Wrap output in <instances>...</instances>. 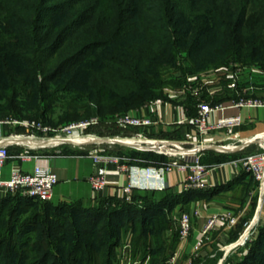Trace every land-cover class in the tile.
<instances>
[{"label":"trees","instance_id":"1","mask_svg":"<svg viewBox=\"0 0 264 264\" xmlns=\"http://www.w3.org/2000/svg\"><path fill=\"white\" fill-rule=\"evenodd\" d=\"M128 35L135 39L115 52ZM182 51L196 66L264 64V0H0V116L24 118L23 110L32 109L47 118L59 91L67 93L66 110L78 117L84 107L88 116V103H79L87 90L105 120L158 96L164 70ZM92 53L99 62L84 61ZM83 73L88 78L77 75ZM216 156L201 162L228 159ZM136 191L131 199L101 197L95 204L0 200V264H117L130 231L135 253L150 250V264H169L178 234H167L168 212L197 191ZM256 233L229 264H264V224Z\"/></svg>","mask_w":264,"mask_h":264},{"label":"crops","instance_id":"2","mask_svg":"<svg viewBox=\"0 0 264 264\" xmlns=\"http://www.w3.org/2000/svg\"><path fill=\"white\" fill-rule=\"evenodd\" d=\"M242 71L245 72L244 69L239 68V75L244 78ZM219 82L220 81L217 83L214 82L210 87L215 93H219L220 96V94L227 89H225V86L221 87ZM259 84L260 83L251 81L247 82L246 80H242L241 82V78L239 82H236L234 75L233 82L229 84L227 93L228 99L221 100L218 104H223L227 107L224 111L226 115L240 114L243 123L237 128L213 130L204 137L199 136L198 129L192 121L197 114L198 105L195 106L194 102L188 100L183 101L185 98L182 96L181 99L183 102H178L177 100L180 99V97H177L176 100L146 105V107L141 108L135 113L136 115L149 116L153 120L159 121V123L152 126L142 128L144 132L147 131L146 134L152 137L166 138L177 142L202 140L207 143L216 142L220 144L235 143L244 145L249 143L243 150L227 153L215 151L213 149H205L203 151L202 158L204 159L209 153L214 156L221 155L228 159L221 163H208L211 168L207 176L208 187L204 189H193L197 192L188 194L168 212L171 227L172 222H175L182 212L193 215V233L191 237L182 241L178 239L176 246L171 250V252L177 253L176 262L179 264H190V262L193 261L192 257L195 253L194 250L197 241L201 238L204 239L200 249L202 253H200V258L196 260L201 262L206 261L205 263L209 264L220 263L224 255L228 254L227 252L221 257L219 251L222 247L236 241L244 229L252 224L253 219L259 212L260 204L262 200H264V196L261 197L259 194L258 181L253 175L249 174L241 167L240 162L244 155L249 152L261 150L260 144H264V105L254 107L235 105L241 95H245L244 97L253 96L257 99H264V86L259 87ZM236 85H238L237 88H235ZM218 98H222V96ZM220 115V112H213L209 117L210 123L215 124ZM7 128L6 126L3 127L0 130V134H9L10 131ZM11 149L14 151L5 165V176H9L13 169L31 172L37 162L49 166L59 177V182L54 187L53 198L51 200L55 204L77 200L95 204L101 197H125L122 187L127 185L130 177L128 173L113 168L108 174L107 187L102 191H95L92 189L88 178L94 173L95 166L92 158L87 154L63 152L58 148L53 149L47 147L41 148L38 151L36 150V152L32 151L33 157L31 159H23L20 156L23 153L22 147H11ZM34 155L38 156V158ZM123 155L130 159L132 164L139 166L163 164L167 161L175 160L173 156L164 155L166 158L165 161L152 162L144 165L140 164L138 158H135L132 154L128 155L127 153ZM123 155L122 157H124ZM185 176L186 172L175 170L164 175L166 183L164 189H144L136 192H149L160 196H163L166 192L182 193L186 191L182 186ZM195 211L197 212L196 215H194ZM226 211H231L237 216V224L232 228L219 225V227L202 235L208 218L212 214ZM258 222L255 223L252 228H254ZM262 224H264V222ZM260 225L255 229L257 230ZM171 227L167 231L169 237L174 234L173 228ZM132 239V231L127 233L122 239L117 249V262L123 245L126 242H132ZM150 256L151 255L147 256L148 258H143L147 260L146 264H148Z\"/></svg>","mask_w":264,"mask_h":264},{"label":"built area","instance_id":"3","mask_svg":"<svg viewBox=\"0 0 264 264\" xmlns=\"http://www.w3.org/2000/svg\"><path fill=\"white\" fill-rule=\"evenodd\" d=\"M238 77L239 69H237L235 73V79ZM235 105L249 107L261 106L264 105V100L253 97H240ZM226 108L227 107L223 104L210 105L205 102L198 104L197 114L192 121L198 129L200 137L208 135L213 130L237 128L242 125V116L240 114L226 115L224 114ZM213 112H220L221 114L215 124H211L209 121V117ZM99 122L98 118H93L76 125L77 130H74L72 134L82 137L83 141L70 143H75L81 145L82 147L92 143L108 144V146H95L89 150V155L95 166V171L88 178V181L95 190H103L108 185V174L112 168L121 172H126L128 173L130 180L127 185L122 187V191L127 199H131L132 193L135 189H164L166 187L164 175L175 170L186 172L185 179L182 182L184 190L207 188V176L211 168L201 162L203 151L205 149H213L215 151L227 153L231 151L243 150L247 145H249V143L244 145L235 143H207L202 140L177 142L169 139H154L147 137L142 131H135L131 135L114 137H101L96 134L86 132V129H88L91 125L98 124ZM115 122L123 128H138L159 123V121L153 120L149 116L139 115L117 116ZM10 124L24 125L26 126L27 131L24 133H9L7 135L0 134V190L7 193L23 191L26 195L39 200H52L54 187L59 182V177L58 174L49 166L37 162L33 171L25 172L20 169H13L7 177L4 174V168L11 156V147H22L23 153L20 156L23 159H31L33 157L32 150L54 147L68 142L64 141L53 143V140L61 136H46L51 130H53L51 127L26 120L9 118L0 119V130ZM37 132L44 133L46 135L39 136L36 134ZM118 138L127 140V142L123 144L139 151H152L163 155L173 156L175 160H170L163 164L148 166L134 165L130 162V159L110 151L109 148H111L112 145L122 143L118 140ZM260 148L261 150L256 152L247 153L241 159L240 164L245 171L253 175L258 181L259 194L262 197L264 196L263 143L260 144ZM34 156L38 158V156ZM188 157H195V160H188ZM190 218L191 216L188 213L181 214L179 218V227L182 239L187 238L189 234L191 228ZM224 223L228 224L230 227L235 225L237 223V216L231 211L212 214L208 218L207 225L203 231L204 233H208L209 230H212L218 225ZM244 232L240 235L237 241L231 243L228 248L235 249L237 247H244L253 236L251 234L252 231H250L249 235L241 241ZM131 246L132 243L130 241L123 245L119 256L121 264H132L130 261ZM136 263L137 262H135V264Z\"/></svg>","mask_w":264,"mask_h":264},{"label":"rangeland","instance_id":"4","mask_svg":"<svg viewBox=\"0 0 264 264\" xmlns=\"http://www.w3.org/2000/svg\"><path fill=\"white\" fill-rule=\"evenodd\" d=\"M134 39H135V37L132 35H130V36L128 35L126 37L124 36L112 48L114 49L115 52L119 51V50H121L120 47H124L125 45L130 44ZM93 57H95L97 62L100 61L97 54H94V53L86 56L84 61L86 62ZM191 68H192V70H190ZM239 68L245 70V72L242 71L243 72L242 75L244 76V78L240 77V75H239V77L235 79L236 82H239L240 78H241V82H242V80H246L247 82L251 81V82L260 83L259 87L264 86V64H263V62L258 61L255 64H250V63L244 64L243 62H240V61H230L227 64H221V65L210 63L207 65L196 66L195 63H193V61L187 55V52L182 51V53L178 56L176 63L167 67L164 70V72H163L164 74H163V78H162L164 81V84L160 88H158L159 95L156 96L155 98L147 101L146 105H151V104H154L155 102H158V101L167 102V101H171L174 99L176 100L177 97H180V99L177 100L178 102L182 101V99H181L182 97H184L186 99V100L184 99L183 101H187V100L190 101L191 97H193L194 100L192 102H194L195 106H197L199 103H203V102L209 103L210 105H216V104H218L219 101L218 102H214V101L216 99H218V97L222 96V101L228 99L227 93H228L229 84L233 82L234 75H235L237 69H239ZM86 73L77 74V75L79 77H82V75H84V77L88 78V74H86ZM87 78H86V80H87ZM218 81H220L219 83H220L221 87L225 86L226 87L225 89H227V90H224V92H222L220 94V96H219V93H215L214 90H212L210 87L214 82L217 83ZM86 83L89 84L87 81H86ZM237 86L238 85H236L235 88H237ZM236 90H238V89H236ZM89 94H90V92L85 90V92L82 95L80 102H79L81 104L84 102L88 103L89 106L87 109L90 111V114L88 116L84 112L85 111L84 107H82L80 109V113H78L79 114L78 117L73 115V109L66 110L63 107V103H65L64 99L67 96V93L59 91L58 95L54 99L52 98L49 101V103L53 104V107H52L51 111H49L47 118H42V117L36 116L34 110L30 109L27 111L23 110V113L25 114L24 118H19V117L13 116L12 113H7V114L3 113V115L0 116V119L9 118V119L26 120V121L34 122L36 124H42L45 126H49L53 130H51L48 133V135H46L44 133H40V132H37L36 134L39 136L46 135L49 137L61 136L62 138L67 139L70 137H74V138L79 137L77 135L72 134L74 130H77L76 125L83 123L84 121H88L90 119H93V118H98L100 122L98 124L91 125L88 129H86L87 133L96 134L97 136H101V137H106V136L114 137V136L131 135L135 131H142L147 137H151L154 139H166V138L152 137V136L146 134L147 131L144 132V130H142V128H145L148 126L138 127V128H135V127L123 128V127H120L118 124H116L115 119L117 116L136 115L135 113H137L141 108L146 107V105H142V106L136 107V108L135 107L130 108L126 111L125 110L117 111L116 113L113 114V116H108L104 120L101 118L102 116L99 113V110H98L96 103L94 101H91ZM244 96L245 95H241L240 97H244ZM250 97H253V96H250ZM253 98H255V97H253ZM20 99H22V98L20 97ZM258 99H260V98H258ZM261 100H264V99H261ZM66 113H68L69 115L67 116ZM150 126H152V125H150ZM6 127H8L7 129H9V131H10L9 133H24L27 131V128L24 125L21 126V125L10 124L9 126H6ZM77 140L78 139H75L73 141H77ZM169 140H171V139H169ZM173 141H175V140H173ZM100 145L101 146H108V144H106V143H104V144L92 143V144L86 145L85 147H82L81 145L68 142V143H64V144L54 146L55 148L54 147H50V148H53V149L58 148V149H61L63 152L87 154L88 156H90L89 150L95 146H100ZM109 149L113 153L117 152V154L118 153H119V155L121 154V156L123 154H127V153H128V155H130L134 151L141 152L143 154L151 152V151H139V150H136L132 147H129L128 145H125L123 143H117L115 145H112V147ZM13 151L11 149L10 154H12ZM32 151L36 152V150H32ZM253 152H256V151H253ZM152 153H154V152H152ZM249 153H252V152H249ZM157 154L155 153V155H157ZM123 156L125 157V155H123ZM215 157H217V156L211 155L209 153L207 156V159L208 160L210 158L214 159ZM149 161H150V159H147V158H142V159L138 158V162L140 164H142L143 162L152 163ZM163 161H165V160H159V162H163ZM155 162H158V161H155ZM202 163L206 166H209L208 163H210V162L209 161H204V162L202 161ZM92 189L95 190L93 187H92ZM138 190H144V189H138ZM95 191H102V190H95ZM12 196L30 197V196L26 195L23 191H17L15 193H7V192L0 190V200L5 199V198H9ZM263 206H264V200H262V202L260 204L259 212L256 215V217L253 219L254 221H253L251 227L247 228L248 234L250 233V231H252L251 234L253 236L255 234V238H256V234H257L256 233L257 230L255 228L264 222ZM183 213H187V212H182L181 214H183ZM181 214L175 220V222L174 221L172 222L171 228H173L174 234L175 233L178 234V239L182 241V240L189 239L193 233V215L188 213L191 216V218H190L191 228H190V231H189L187 238L182 239L181 234H180V227H179V223H180L179 218H180ZM196 214H197V212L195 211L194 215H196ZM257 222H258V224H256L254 226V228H252L253 225ZM206 225H207V223H206ZM222 225L225 227L226 226L230 227L228 224H225V223L220 224V226H222ZM235 225H233V226H235ZM233 226H231L230 228H232ZM217 227H219V225ZM217 227H215V228H217ZM250 229H252V230H250ZM210 231L211 230H209L208 232H210ZM203 234L205 235L207 233H204V231H202V235ZM203 240L204 239L201 238L200 240L197 241V245H196L195 250H194L195 253L192 257L193 261H191L190 264H209V263H205L206 261L205 262L204 261H202V262L197 261L200 258V253H202L200 249H201V246L203 244L202 243ZM234 242L235 241H233L231 243H234ZM231 243H228L227 245L223 246L222 249L219 251L221 254V257L227 252H228V254H225L224 257L222 258L223 260L220 263L218 262L216 264H229V259L233 255L238 256V257H242V255L244 254V250H243L244 248L243 247H237L235 249H230L228 247L230 246ZM119 254H121V250H120ZM149 255L152 256V254L150 253V250H148V251L146 250V251L142 252L141 254L135 253L133 251V245L131 246L130 261L132 264H135V262H137L136 264H138V263L139 264H146L147 260L143 259V258H146ZM176 258H177V253L176 252L174 253L173 251L171 252V250H170L169 258H168L169 264H179L176 262ZM117 264H121L120 259L118 260ZM125 264H128V263H125ZM148 264H150V258L148 259Z\"/></svg>","mask_w":264,"mask_h":264},{"label":"bare ground","instance_id":"5","mask_svg":"<svg viewBox=\"0 0 264 264\" xmlns=\"http://www.w3.org/2000/svg\"><path fill=\"white\" fill-rule=\"evenodd\" d=\"M92 138V137H91ZM75 139H78L77 141H73V140H75ZM83 138L82 137H70V138H67V139H65V138H62V137H58V138H56L55 140H53L52 142L53 143H59V142H64V141H66V142H81V141H83L82 140ZM92 139H94V138H92ZM118 140L120 141V142H122V143H125V142H127V140H124V139H122V138H118ZM254 221V220H253ZM253 223V222H252ZM251 225L252 224H250V226H248V228L249 227H251ZM249 234H248V229L247 230H245V232H244V234H243V237H242V239H241V241H243L247 236H248Z\"/></svg>","mask_w":264,"mask_h":264},{"label":"water","instance_id":"6","mask_svg":"<svg viewBox=\"0 0 264 264\" xmlns=\"http://www.w3.org/2000/svg\"><path fill=\"white\" fill-rule=\"evenodd\" d=\"M188 160H195V157H188Z\"/></svg>","mask_w":264,"mask_h":264}]
</instances>
